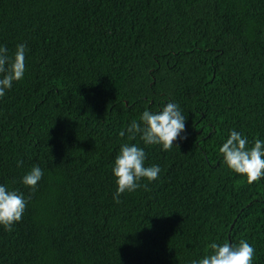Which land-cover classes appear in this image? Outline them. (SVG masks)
<instances>
[{"label":"trees","instance_id":"trees-1","mask_svg":"<svg viewBox=\"0 0 264 264\" xmlns=\"http://www.w3.org/2000/svg\"><path fill=\"white\" fill-rule=\"evenodd\" d=\"M19 44L0 185L27 207L0 226V264H192L241 240L264 264V178L249 184L219 152L232 130L264 141V0H0V46ZM168 103L187 118L177 147L120 136ZM125 143L161 171L116 203ZM37 165L33 191L22 179Z\"/></svg>","mask_w":264,"mask_h":264},{"label":"clouds","instance_id":"clouds-1","mask_svg":"<svg viewBox=\"0 0 264 264\" xmlns=\"http://www.w3.org/2000/svg\"><path fill=\"white\" fill-rule=\"evenodd\" d=\"M26 44L17 45L14 56L10 57L6 46H0V98H3L13 83L24 78L26 72ZM186 117L179 106L168 103L162 110L152 112L145 110L139 117V122L133 120L126 131L121 130L120 136L130 141L137 136L145 145H159L164 151L171 150L174 142L185 131ZM184 139H187L185 136ZM224 163L234 173L244 176L249 184L264 178V141L255 139L252 145L241 133L232 130L229 138L220 147ZM146 152L136 144L125 143L121 146L115 158L113 175L117 183V192L113 199L120 203L119 197L124 193H132L142 187L141 181L149 182L158 179L159 166H145ZM18 164H22L18 162ZM43 177L42 169L34 166L22 179V183L33 191ZM143 187L147 189L148 185ZM27 200L16 190H10L0 185V226L12 231L13 225L21 222L26 211ZM210 253L192 264H253L255 248L246 240L239 244L225 241L208 245ZM207 251V250H206Z\"/></svg>","mask_w":264,"mask_h":264}]
</instances>
